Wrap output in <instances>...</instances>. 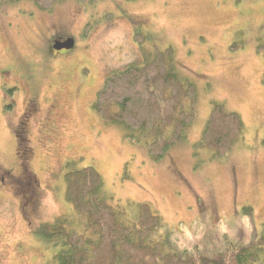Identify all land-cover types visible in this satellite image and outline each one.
<instances>
[{"label":"rangeland","instance_id":"rangeland-1","mask_svg":"<svg viewBox=\"0 0 264 264\" xmlns=\"http://www.w3.org/2000/svg\"><path fill=\"white\" fill-rule=\"evenodd\" d=\"M173 45L196 83L197 115L184 140L154 160L92 107L107 74L138 61L136 26ZM74 38L56 51L54 39ZM264 0H33L0 4V264H52L35 236L42 221L76 216L65 198L69 160L94 165L113 202L149 201L182 246L249 240L264 229ZM239 42V47L230 45ZM37 105L23 112L25 99ZM15 101V105L13 104ZM213 101L245 130L225 156L196 148ZM144 134V138H151ZM149 140V139H148ZM26 155L23 153L25 152ZM250 205L252 215L243 214Z\"/></svg>","mask_w":264,"mask_h":264},{"label":"trees","instance_id":"trees-1","mask_svg":"<svg viewBox=\"0 0 264 264\" xmlns=\"http://www.w3.org/2000/svg\"><path fill=\"white\" fill-rule=\"evenodd\" d=\"M14 1L19 0H0V4ZM33 1L41 9H50L59 0ZM134 37L144 46L142 58L107 74L92 107L106 122L122 128L130 140L147 139L150 156L160 160L186 138L197 115V86L180 70L173 45L159 47L153 39L150 47L144 45L150 34L139 25ZM238 47L237 41L230 45ZM257 50L264 53V41L259 40ZM244 130L241 113L213 101L195 147L223 157ZM146 133L153 136L144 138ZM75 162L67 161L64 180L65 198L76 216L59 215L40 222L33 231L57 247L52 264H264V229L249 240L226 235L215 248L182 246L149 201L113 202L104 191L103 174L92 164L77 167ZM252 208L244 206L243 214L252 215Z\"/></svg>","mask_w":264,"mask_h":264},{"label":"flooded vegetation","instance_id":"flooded-vegetation-1","mask_svg":"<svg viewBox=\"0 0 264 264\" xmlns=\"http://www.w3.org/2000/svg\"><path fill=\"white\" fill-rule=\"evenodd\" d=\"M57 39V38H56ZM61 39H63V38H61ZM55 40V39H54ZM54 49L57 51H61V50H64V49H66V48H62V49H56L55 47H54ZM70 49V48H69ZM14 105H15V101H14V103H13ZM37 105H38V103L36 104L35 102H33V99L32 98H30V97H27V99H25V102H24V106H23V112L24 113H29L30 111H33V110H35V108H37ZM28 150V148H26V150H25V152L23 153V155L25 154H27L26 153V151Z\"/></svg>","mask_w":264,"mask_h":264},{"label":"water","instance_id":"water-1","mask_svg":"<svg viewBox=\"0 0 264 264\" xmlns=\"http://www.w3.org/2000/svg\"><path fill=\"white\" fill-rule=\"evenodd\" d=\"M53 46L56 49L72 48L74 46V38L73 37H67L65 39H55Z\"/></svg>","mask_w":264,"mask_h":264}]
</instances>
